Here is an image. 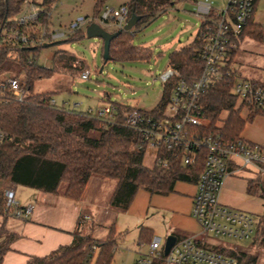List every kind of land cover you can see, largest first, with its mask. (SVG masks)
Returning a JSON list of instances; mask_svg holds the SVG:
<instances>
[{"label":"trees","instance_id":"16d2710c","mask_svg":"<svg viewBox=\"0 0 264 264\" xmlns=\"http://www.w3.org/2000/svg\"><path fill=\"white\" fill-rule=\"evenodd\" d=\"M58 0H43L42 22H51L53 7ZM180 0H129L124 5L141 16L134 29L155 19L161 12ZM26 0H0V69L9 64L19 66L26 80V97L18 100L8 91H0V127L7 137L0 142V180L10 184L23 185L45 192L59 194L62 183L66 184L64 195L80 200L92 176H101L117 180L111 197V205L128 210L137 192L145 189L152 194H168L174 191L177 181L197 182L203 170L204 159L187 166L179 158L172 157L167 167L148 166L145 163L146 152L139 148L140 135L136 131L119 124L104 122L64 105L56 104L53 91L32 93L30 91L36 79L48 78L53 73H78L87 70L85 61L66 49H60L53 55L51 66H41L35 60L40 47L21 45L11 42L7 33L12 29L25 28L18 22V16L24 11ZM105 0H96L93 16L100 15ZM5 20V21H4ZM4 21V22H3ZM40 28H37L39 30ZM201 26L194 39L171 52L169 67L178 72L170 81L164 83V94L160 103L150 114L164 110L168 103L172 87L180 78L192 81L204 67L202 50L205 42ZM264 24L255 22L254 17L244 28L243 37L250 36L260 40ZM136 30H123L111 41L110 60L138 61L150 60L153 49L133 42ZM83 29L77 31L66 41L83 37ZM104 52V46H103ZM236 52L230 56L232 63ZM104 58V55H103ZM1 75V73H0ZM261 82V81H260ZM264 84V82H262ZM54 100V103L52 102ZM121 112L137 108L121 103ZM203 115L212 121V132H221L229 141L240 138L246 120L241 114V105L232 92L228 82L219 81L211 86L202 99ZM165 155V154H164ZM249 193H258L264 198V185L258 178L249 179ZM0 214L4 222L0 227V264L10 244L19 234L6 227L11 215L5 209L4 192L0 191ZM85 215L79 218V226L74 232L71 244L61 245L44 256H31L27 264H110L116 249L115 224L111 225L105 239H97L84 234L81 226ZM264 231V213L258 219L257 230ZM154 237L152 229L142 226L140 240L149 243ZM223 251L237 257L238 264H252L256 256L242 250Z\"/></svg>","mask_w":264,"mask_h":264},{"label":"built area","instance_id":"2783aa9c","mask_svg":"<svg viewBox=\"0 0 264 264\" xmlns=\"http://www.w3.org/2000/svg\"><path fill=\"white\" fill-rule=\"evenodd\" d=\"M41 1L26 0L25 9L17 18L26 29L10 30L7 37L11 42L44 46L45 43L66 40L93 22L103 27L115 24L120 29L131 17L127 5L119 8L105 5L97 17L77 15L69 27L55 28L50 26V22L41 21L44 12ZM61 1L58 0L55 5ZM259 1L228 0L227 6L222 9L215 8L210 2L198 1L197 15L202 18L205 34L202 50L204 67L194 80L180 78L177 81L162 112L147 114L138 108L121 112L119 104L114 102L86 111L78 104L74 106L76 112L85 111L84 114L95 119L119 124L139 133V148L146 153L153 152L155 166L167 167L172 160L168 153L187 166L204 159L191 211L202 228V235L176 237L169 251H166L162 237L154 236L147 244V250L140 252L132 264H238L237 257L222 250H237L238 246L217 244L211 236L243 241L255 234L259 218L254 213L222 203L220 194L226 178L241 167H253L264 172V144L244 138L229 141L221 132H212L211 119L203 115L202 99L211 86L225 81L230 84L242 109L264 114V84L240 76L234 59L232 63L230 61L231 54L239 49L243 41L244 28L255 16ZM260 40L264 42V30ZM30 62H37V59L32 58ZM175 76L178 72L169 67L159 78L166 83ZM81 77L89 79L90 71H83ZM5 90L18 100L25 99V77H0V91ZM6 137V132L0 127V142ZM3 192L5 209L12 217L30 218L33 207L22 205L13 187L9 186Z\"/></svg>","mask_w":264,"mask_h":264},{"label":"rangeland","instance_id":"374dc122","mask_svg":"<svg viewBox=\"0 0 264 264\" xmlns=\"http://www.w3.org/2000/svg\"><path fill=\"white\" fill-rule=\"evenodd\" d=\"M128 1L105 0V4L119 8ZM198 1L210 2L217 9L225 8L228 4V0H180L166 11L161 12L155 19L144 24L140 29H132L136 30L133 39L134 44L153 49L150 60L105 61L103 58V40L99 37H88L86 35L87 26H83L85 32L83 37L40 47L35 58L41 66H51L54 53L60 49H66L86 62V67L90 71V78L82 79L81 72L74 74L53 73L48 78L36 79L30 91L32 93L53 91V99L58 105H63L66 102L71 106L78 104L85 108L89 105L100 108L114 102L134 106L143 111L155 109L160 103L165 89L164 82L159 77L169 68L171 52L190 43L201 26L202 18L197 15ZM95 2L96 0H62L53 8L50 26L66 28L70 26L77 15L93 16ZM254 20L261 24L264 23V0L258 2ZM105 29L113 32L119 27L111 24L106 25ZM236 67L242 77L249 79L255 77L264 80V70L261 72V70L252 68L246 63H238ZM19 70V66L9 64L0 69V77L7 75L24 76ZM241 112L246 116V111L242 110ZM246 117L247 121L250 122L251 119ZM153 156L152 151L146 153V165H153ZM92 177L101 178V176ZM94 180H96L93 181L94 183L90 182L86 193V197L89 199L94 197L100 188V181ZM245 184L246 180L243 177L228 176L221 191V201L226 205L245 211L250 210L259 215L262 211V200L248 195L245 192ZM18 186L29 188L23 185ZM193 186L196 187L192 182L178 181L176 190ZM65 188L66 184L62 183L60 190ZM112 194L104 191L99 196V210L95 216L89 212H84L87 216L82 223L81 231L97 239H105L109 234L111 225L115 224L117 232L116 249L110 264H131L135 255L145 252L148 247L140 240L141 225L151 227L153 233L161 236L163 241L166 240L168 232L173 227L171 211H163L161 208L164 204H156L155 200L161 198L166 200L162 203L166 204L165 209H167L176 206V200L182 199V196L177 197L170 195L171 193L167 194L169 197L158 194L152 196L147 190L140 189L129 209L121 210L111 205ZM198 228L201 231V227ZM161 229L165 230L162 231ZM194 233L193 235L198 234V232ZM211 237L217 244H239L240 246L249 244V240L238 241L214 234ZM97 255L98 250L93 258V264Z\"/></svg>","mask_w":264,"mask_h":264},{"label":"crops","instance_id":"0c3cea01","mask_svg":"<svg viewBox=\"0 0 264 264\" xmlns=\"http://www.w3.org/2000/svg\"><path fill=\"white\" fill-rule=\"evenodd\" d=\"M238 63H246L250 67L257 68L258 70H261V72H263L264 42L246 36L243 39L234 58V64L237 66ZM252 79L264 82V80L261 78L259 79L254 77ZM64 104L66 107H68V109H73L74 106L77 105L75 104L71 106L66 102L63 103V105ZM91 108L97 109L98 107L89 105L87 108H85L81 106V109L85 111ZM242 110L247 112L246 116H248L251 121L248 122L247 117L244 116L241 112L242 116L246 120V124L241 133V136L250 142L264 144V114L248 110L246 108L241 109V111ZM232 175L245 178V192L250 196H255L262 200V211L259 213V215L254 213L259 218L264 213V198L261 197L258 193H249L247 191V184L249 179L258 178L259 181L264 185V172H260L253 167H241L239 170H237V172ZM94 179L100 181V188L98 193L94 197L89 199L86 197V193L90 186V182L94 183L93 181H96ZM110 179L111 178L105 177H91L88 182L86 191L80 200H74L66 197L64 195V190H61L59 194H56L45 192L32 187L26 189L21 186L13 185L3 180H0V191H4L7 187L11 186L15 189L16 196L22 205H31L33 207V213L28 219H21L11 216L8 220H6V227L10 231L19 234V236L11 242L10 249L5 253L2 264H27L31 256H44L57 249L61 245L71 244L74 238V232L79 226V218L82 215L87 216L84 212H89L91 214H94L95 216L99 210V196L104 191L114 193V190L117 185V180ZM192 183H194L196 187L193 186L191 188H184L182 190L179 189L178 191L176 190L175 184L174 191L170 192L171 194L168 193V195H175L177 197L182 196V199L180 200L176 198L177 204L174 207H169L165 209L166 204L162 202H165L166 200L162 198L155 200L156 204L165 205H163L162 208L159 207L163 211H171L173 227L168 232V236L175 235L176 237H182L190 235H202V228L201 231L200 228H198L201 227L200 224L193 218L191 214L193 199L197 191V182ZM150 195L153 196L157 194L150 193ZM168 195L167 197H169ZM248 212L251 211L249 210ZM3 222L4 217L0 214V227ZM142 226L145 225H141L140 229ZM145 227L152 229L149 226ZM161 230L163 231L165 229ZM194 232H198V234L193 235L195 234ZM154 236L159 235L154 234ZM248 240L249 244L246 246H240L239 244H237L238 249H242L256 256L257 259L252 264H264V231H262L261 229H256L254 236ZM138 256L139 253L135 255L131 264Z\"/></svg>","mask_w":264,"mask_h":264},{"label":"water","instance_id":"95a60500","mask_svg":"<svg viewBox=\"0 0 264 264\" xmlns=\"http://www.w3.org/2000/svg\"><path fill=\"white\" fill-rule=\"evenodd\" d=\"M141 19L140 15H137L134 12V8H133V13L130 17V19L127 21V23L124 25L123 28H120L116 31H108L105 29V27H103L102 25L93 22L91 24H89L86 28V35L88 37H99L103 40V46H104V60L108 61L110 60L111 56H110V45H111V41L117 37L123 30L125 31H131L136 24L138 23V21ZM5 21V20H4ZM3 21V22H4ZM66 42V40H57L54 42H49V43H45L44 46H51V45H55L58 43H63ZM176 240V236L175 235H169L166 240H165V248L166 251H169L170 247L172 246V244L175 242Z\"/></svg>","mask_w":264,"mask_h":264}]
</instances>
